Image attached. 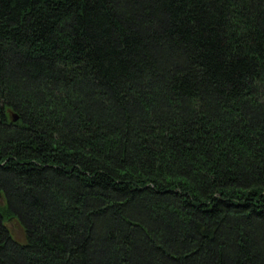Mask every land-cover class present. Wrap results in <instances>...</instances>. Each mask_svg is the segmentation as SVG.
Segmentation results:
<instances>
[{"label": "trees", "instance_id": "16d2710c", "mask_svg": "<svg viewBox=\"0 0 264 264\" xmlns=\"http://www.w3.org/2000/svg\"><path fill=\"white\" fill-rule=\"evenodd\" d=\"M0 264H264V0H0Z\"/></svg>", "mask_w": 264, "mask_h": 264}, {"label": "water", "instance_id": "95a60500", "mask_svg": "<svg viewBox=\"0 0 264 264\" xmlns=\"http://www.w3.org/2000/svg\"><path fill=\"white\" fill-rule=\"evenodd\" d=\"M18 118V115L16 113H13V117H12V120L14 119H17Z\"/></svg>", "mask_w": 264, "mask_h": 264}, {"label": "rangeland", "instance_id": "374dc122", "mask_svg": "<svg viewBox=\"0 0 264 264\" xmlns=\"http://www.w3.org/2000/svg\"><path fill=\"white\" fill-rule=\"evenodd\" d=\"M13 227V226H12ZM16 234V233H15Z\"/></svg>", "mask_w": 264, "mask_h": 264}]
</instances>
